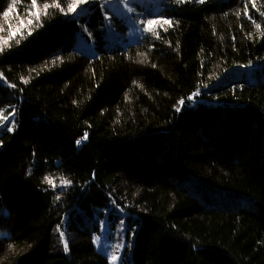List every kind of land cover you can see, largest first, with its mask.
Segmentation results:
<instances>
[{
    "label": "trees",
    "instance_id": "16d2710c",
    "mask_svg": "<svg viewBox=\"0 0 264 264\" xmlns=\"http://www.w3.org/2000/svg\"><path fill=\"white\" fill-rule=\"evenodd\" d=\"M71 6L0 0V264H108L84 213L106 197L133 264H264V68L212 86L264 65V0L172 4L93 58Z\"/></svg>",
    "mask_w": 264,
    "mask_h": 264
},
{
    "label": "rangeland",
    "instance_id": "374dc122",
    "mask_svg": "<svg viewBox=\"0 0 264 264\" xmlns=\"http://www.w3.org/2000/svg\"><path fill=\"white\" fill-rule=\"evenodd\" d=\"M192 0H72L73 17L77 24L72 48L75 52L96 57L100 50L121 51L138 42L142 34L165 21L164 11L175 3ZM86 2H94L92 7ZM98 5V8H97ZM83 17V18H82ZM150 21L157 23L150 24ZM262 75V74H261ZM252 68L237 67L221 78L217 85L230 84L238 79L257 80ZM11 117L0 113V128ZM97 224L93 236L96 249L108 264H133L131 251L133 234L137 228L135 216L129 215L107 197L84 211ZM67 216L63 217L65 223ZM58 231H60L58 229Z\"/></svg>",
    "mask_w": 264,
    "mask_h": 264
},
{
    "label": "bare ground",
    "instance_id": "6f19581e",
    "mask_svg": "<svg viewBox=\"0 0 264 264\" xmlns=\"http://www.w3.org/2000/svg\"><path fill=\"white\" fill-rule=\"evenodd\" d=\"M240 67H245V68H252V73L255 74V75H258L260 73H263V68H264V65L262 64H250V65H243V66H240ZM228 73L227 72H224L222 73L213 83H212V86L214 87H224L226 86L225 84L224 85H217V82L223 78L225 75H227ZM263 75H261L260 77H262ZM237 81H239L241 84L242 83H248L249 80H246V79H238L232 83H230L231 85H233L234 83H236ZM204 96L205 94H203L201 91H196L192 94H190L189 96H187L185 99H183L181 102H180V105L182 104H188V105H194L196 103H199V102H202L204 101Z\"/></svg>",
    "mask_w": 264,
    "mask_h": 264
},
{
    "label": "snow or ice",
    "instance_id": "6c2138e0",
    "mask_svg": "<svg viewBox=\"0 0 264 264\" xmlns=\"http://www.w3.org/2000/svg\"><path fill=\"white\" fill-rule=\"evenodd\" d=\"M81 2H82V0H81ZM201 2H203V0H201ZM33 4H35V0H33ZM45 7H47V6H45ZM71 7H75V6L73 5V6H71ZM70 10H71V9H70ZM149 23L152 24V23H157V22H155V21H150ZM163 23H164V24H170L171 22L165 20V21H163ZM85 138H86V137H85ZM78 143H79V141H78ZM48 182L51 183V181H48ZM66 183H67V182H66ZM65 247H67V246L65 245Z\"/></svg>",
    "mask_w": 264,
    "mask_h": 264
},
{
    "label": "built area",
    "instance_id": "2783aa9c",
    "mask_svg": "<svg viewBox=\"0 0 264 264\" xmlns=\"http://www.w3.org/2000/svg\"><path fill=\"white\" fill-rule=\"evenodd\" d=\"M13 117H14V115H13Z\"/></svg>",
    "mask_w": 264,
    "mask_h": 264
}]
</instances>
